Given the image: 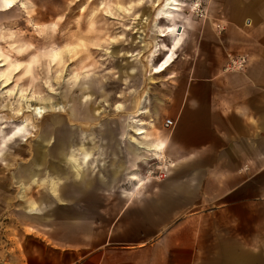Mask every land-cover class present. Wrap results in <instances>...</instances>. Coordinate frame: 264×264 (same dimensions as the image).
<instances>
[{
    "label": "crops",
    "instance_id": "crops-1",
    "mask_svg": "<svg viewBox=\"0 0 264 264\" xmlns=\"http://www.w3.org/2000/svg\"><path fill=\"white\" fill-rule=\"evenodd\" d=\"M3 1L1 11L8 8ZM214 3L207 20L190 15L181 19L185 31L176 53L184 45L175 63L164 71L173 69L167 77L175 82V100L168 113L176 123L166 127L173 132V158L189 162L157 184L155 207L195 206L191 197L205 181L220 189L222 198L232 196L236 205L253 203L256 209L264 204V0ZM219 23L224 25L221 31ZM231 53L249 56L244 70L223 71ZM183 61H188L187 67ZM146 107L143 116L150 113L148 101ZM91 111L83 105V114ZM76 114V106H71L68 118L53 114L37 129L31 159L19 177L30 181L29 188L35 182L40 195L38 200H27L26 212L14 213L13 220L0 213V264H205L197 225L201 218L214 223L216 217L191 215L175 221L177 217L170 216L151 234V224L158 223L151 220L149 211L153 208L150 197L155 195L144 193L150 182L135 196L150 178L131 166L148 155L159 157L165 148L162 138L152 136L151 123L142 120V114L130 120L120 118L116 135L111 119H102L97 126V121L72 120ZM84 115L87 120L94 117ZM140 127L146 134L136 133ZM67 144L74 146L70 150L74 152L66 151ZM126 157H134V162L129 164ZM91 159L97 160V170L89 168ZM69 160H86V164H79L80 171L70 167ZM129 170H135L128 174L132 186L120 188L125 198L118 193L117 198L102 200L105 193L97 188L116 190L121 171ZM207 176L212 180L204 179ZM90 190L97 191V199L92 195V201L65 210L91 208L83 218H56L48 210L49 205L80 201ZM131 207L137 208L136 218ZM254 214V236L260 239L262 218ZM262 256L260 246L249 251V258L237 252L236 264H264Z\"/></svg>",
    "mask_w": 264,
    "mask_h": 264
},
{
    "label": "rangeland",
    "instance_id": "rangeland-1",
    "mask_svg": "<svg viewBox=\"0 0 264 264\" xmlns=\"http://www.w3.org/2000/svg\"><path fill=\"white\" fill-rule=\"evenodd\" d=\"M193 2L183 0L181 10L174 14L173 21L180 24L183 22L181 19H187L189 15L195 20H207L210 8L216 7L215 0H200L198 9L205 14L200 16L191 9ZM14 4L0 10V213H5L6 220H13L14 213L17 216L19 212H26L27 200H38L40 193L36 183L33 188H29L27 184L30 181L19 175L31 159L30 149L38 138L37 129L48 122L51 115L60 114L68 118L67 112L71 106H76L78 114L72 120H80L78 123L81 120L97 121L98 126L100 120L111 119L116 135L121 130L120 118L130 120L136 117L148 81L147 51L141 56L138 54L141 49L139 24L146 10L153 7L151 0H14ZM168 24L169 21L161 20L162 29ZM146 30L147 36H151L148 25ZM158 38L167 45L171 43L170 38L160 33ZM179 50L176 56H179ZM164 53V50H160L154 62L158 63ZM183 66L187 67L188 61H183ZM172 70L153 75L148 91L150 113L141 116L142 120L151 123L152 136L165 141V148L159 157L148 155L149 158L131 166V169L138 167L140 176L150 178L135 196L150 182L144 193L155 195L154 198L150 197L151 203L158 199L157 184L189 162L173 158L172 128L164 127V122L170 118L168 109L175 100V82L167 77ZM29 100L41 105L61 103L64 109L66 105V110L47 112L41 117H34L27 111L19 114ZM117 104H123L124 107H118ZM83 105L93 110L84 113L90 117L94 115L93 119H86ZM32 134L35 135L31 137ZM66 146L67 152H74L70 151L73 145ZM19 150L21 155L16 154ZM82 151L86 153L87 150L82 147ZM2 154L7 155L4 157ZM126 160L133 163L134 157H126ZM73 161L80 165L86 164V160ZM66 162L73 167L70 160ZM87 162L89 168L97 170L96 159ZM133 171H121L120 182L112 192L97 188L102 191L101 194L105 193L102 200L117 198L118 193L125 198L120 188L132 186L128 174ZM204 179L212 180V177ZM22 187L27 190L23 191ZM72 194L79 196L80 192L74 191ZM85 194L86 197L80 201H69L59 206H50L46 201L48 210L56 218H83L84 214L91 212V208L83 206L72 208L77 211L65 210L86 200L92 201L94 197L97 199V191L90 190ZM222 194L220 189L205 181L191 197L195 206L163 208L155 207L152 203L150 218L158 224H151L150 233L153 234L156 228L160 229L159 226L170 216L177 217L175 221L191 215L213 216L217 218L214 223L201 218V223L197 225L199 248L205 264H236L237 252L249 258L250 250L258 249L259 246L264 249V204L256 209L253 203L246 205V202H241L237 206L232 196L222 198ZM222 203L224 205L221 206ZM129 211H133L136 218L137 208L131 207ZM254 211L262 218L263 232L260 239L257 234L254 236Z\"/></svg>",
    "mask_w": 264,
    "mask_h": 264
},
{
    "label": "bare ground",
    "instance_id": "bare-ground-1",
    "mask_svg": "<svg viewBox=\"0 0 264 264\" xmlns=\"http://www.w3.org/2000/svg\"><path fill=\"white\" fill-rule=\"evenodd\" d=\"M153 7L148 8L145 12L144 17L141 18V22L139 24V36L138 40L141 43V49L138 54L141 56L145 51L147 57V87L145 89L144 94L141 97L138 113L136 117L140 114H144L148 112V108L146 107L148 101V91L150 90L153 75L156 73H163L168 69V67L174 62L176 57V50L181 45L184 35V28L182 29L181 24H178L173 21V16L176 12L181 10L182 1L183 0H151ZM200 0H194L191 9L195 12L200 6ZM5 5L9 8L14 5V0H4ZM161 20L169 21V24L162 29ZM149 26V29L152 32L151 36H147L146 26ZM160 35L164 37L170 38L171 43L167 45L158 38ZM149 45L150 48H149ZM160 50H164L165 53L161 60L158 63L154 62V59L157 55H159ZM118 107H124L123 104H117ZM26 110L24 111V109ZM64 109V105L61 103L56 104H45L41 105L37 102H33V100H29L26 102V106H23L19 111V114H24V112H30L31 115L35 116H44L47 112H59ZM132 117V118H136ZM136 121V120H134ZM139 124V123H138ZM21 129V128H20ZM19 129V132L21 130ZM136 133H141V135L146 134V130L143 127H140L136 130ZM76 170H82L81 166L77 163V161L70 160Z\"/></svg>",
    "mask_w": 264,
    "mask_h": 264
},
{
    "label": "built area",
    "instance_id": "built-area-1",
    "mask_svg": "<svg viewBox=\"0 0 264 264\" xmlns=\"http://www.w3.org/2000/svg\"><path fill=\"white\" fill-rule=\"evenodd\" d=\"M195 13L199 14L200 16H204L205 14L203 13V10L197 9ZM217 28L221 31L224 29V25L218 24ZM249 62V56L247 54H229L227 61L223 67L224 72H236V71H241L244 70L245 67L248 65ZM175 121L171 118H167L164 125L165 127H174L175 126Z\"/></svg>",
    "mask_w": 264,
    "mask_h": 264
}]
</instances>
